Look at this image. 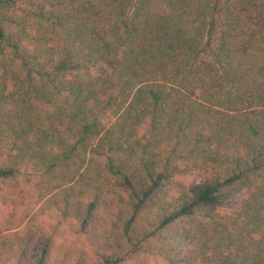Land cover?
Segmentation results:
<instances>
[{"label": "trees", "instance_id": "obj_1", "mask_svg": "<svg viewBox=\"0 0 264 264\" xmlns=\"http://www.w3.org/2000/svg\"><path fill=\"white\" fill-rule=\"evenodd\" d=\"M144 258L264 264V0H0V264Z\"/></svg>", "mask_w": 264, "mask_h": 264}, {"label": "rangeland", "instance_id": "obj_2", "mask_svg": "<svg viewBox=\"0 0 264 264\" xmlns=\"http://www.w3.org/2000/svg\"><path fill=\"white\" fill-rule=\"evenodd\" d=\"M105 70V67L99 65L92 70L93 74L101 73ZM186 180L195 181V177L192 175H186ZM237 200L231 201L226 205V209L232 210L237 208ZM55 256H60L61 253L66 252L72 258V260L77 256L79 251L83 250L88 253V256L93 257L92 251L95 250V245L93 242V231L88 230L83 234H74L65 226L63 227L59 236L55 238ZM42 247V236L37 235L29 249V257L33 258ZM146 264H162L158 260H153L152 258H144ZM133 264V263H130Z\"/></svg>", "mask_w": 264, "mask_h": 264}]
</instances>
